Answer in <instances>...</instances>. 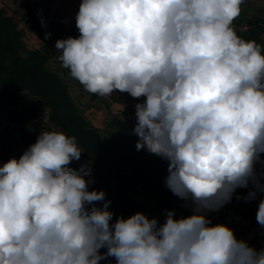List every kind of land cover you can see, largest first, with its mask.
Segmentation results:
<instances>
[{"label":"clouds","instance_id":"obj_1","mask_svg":"<svg viewBox=\"0 0 264 264\" xmlns=\"http://www.w3.org/2000/svg\"><path fill=\"white\" fill-rule=\"evenodd\" d=\"M243 3L81 0L80 35L55 42L62 67L96 96L146 98L136 150L168 161L166 187L192 214L113 222L106 193L89 190L90 164L69 167L83 152L76 137L42 131L0 166V264H264V248L207 215L239 188L252 185L246 202L264 193V50L232 27ZM256 221L264 227V199Z\"/></svg>","mask_w":264,"mask_h":264},{"label":"trees","instance_id":"obj_2","mask_svg":"<svg viewBox=\"0 0 264 264\" xmlns=\"http://www.w3.org/2000/svg\"><path fill=\"white\" fill-rule=\"evenodd\" d=\"M13 14L18 17L21 26L0 8V166L11 158L19 159L36 142L42 131L63 132L75 136L83 151L81 159L73 160L69 167L79 170L85 162L90 164L92 175L86 179H92L94 183L89 185V190L106 193L105 200L111 201L109 210L114 213L113 222L118 217L128 218L142 212L149 219L156 218L159 223H163L157 210L150 204L133 198L129 188L131 184L142 186L141 194L154 205L175 210L176 218L191 215L192 209L187 206V202L166 187L168 161L145 149L137 151V138L130 123L117 116H109L101 129L92 126L62 77L48 68V62L53 59L64 74L78 84L80 90H85L70 76L69 70L62 67L55 48L58 39L78 37V29L54 24L44 26L37 19L30 0H22ZM243 20L241 17L234 20L237 26L244 23L245 27L244 31L237 30L236 33L246 41L255 40L264 50V18ZM25 30L38 37L41 42L39 48L26 44ZM46 34L50 35L46 38ZM109 97L112 102L117 100L113 94ZM91 99L103 103L109 109L104 97L91 94ZM42 109L48 111V121L52 126L39 118L38 113ZM108 166L118 171L119 176L109 172ZM261 167L264 165L257 163L256 171ZM127 170L132 179L124 175ZM243 198L239 188L231 202L218 211L224 215L256 220V208ZM102 205L103 202H97L98 207ZM107 259L116 264L115 257Z\"/></svg>","mask_w":264,"mask_h":264},{"label":"crops","instance_id":"obj_3","mask_svg":"<svg viewBox=\"0 0 264 264\" xmlns=\"http://www.w3.org/2000/svg\"><path fill=\"white\" fill-rule=\"evenodd\" d=\"M21 1L22 0H0V8L5 10L6 15L12 16L14 20H17L18 17L14 16L13 12L17 9ZM80 3L81 0H30V4L34 8L37 19L41 21L44 26L54 24L67 28H76V15ZM45 11L48 13L46 14ZM24 41L31 42L34 44L35 48L41 46L38 37L27 30H25ZM113 95L117 99L114 102L111 101L109 96L104 97L106 99V105L109 108L108 110L103 103L96 102V106H90L86 109L84 116L92 126L98 129H101L109 116L112 115L119 117L123 121L129 122L132 128H134L136 124L135 105L137 103H142L146 98H133L128 93H121L118 90L113 93ZM131 102H133V105H131ZM136 138L138 140L137 136Z\"/></svg>","mask_w":264,"mask_h":264},{"label":"rangeland","instance_id":"obj_4","mask_svg":"<svg viewBox=\"0 0 264 264\" xmlns=\"http://www.w3.org/2000/svg\"><path fill=\"white\" fill-rule=\"evenodd\" d=\"M239 17L244 19L243 22L247 19L252 18V17L264 18V0H247V2L245 4L241 5V14L239 15ZM236 19H238V17ZM16 21H18V23L20 24L19 19H17ZM20 26H21V24H20ZM232 27L234 28L235 31H237V30L244 31L245 30L244 23L242 25L237 26L236 23L233 21ZM26 42H27L26 44H30L31 46H34V44H32L31 42H28V41H26ZM47 66H48V68L55 71L58 75H60L62 77L63 81L65 82V84L68 87L70 94L75 99V101H76L77 105L79 106L80 110L82 111V113H85L86 109H88L90 106H96L97 101L91 99V94L87 93V91H85L83 89L80 90L77 86L78 84L76 82H74L70 77L66 76L64 74V72L58 67L57 63L53 59H51L48 62ZM131 103H133V102H131ZM47 112L48 111L46 109H42L39 111L38 116L48 126H52V124L48 121ZM90 163H92V162H90ZM107 168H108L109 172H112L116 176H119L118 171L111 169L109 166ZM124 175L129 176L130 179L133 178L132 176H130L131 174L128 170L124 172ZM130 186L131 187H129V188H130V191H131L133 198L143 200L144 202L150 204L155 210H157L158 215L160 216V218H162V222L164 223L165 219H166V210H167L166 207L164 205H160V206L154 205L151 200H149L148 198L143 196L141 194L142 186H140L138 184L137 185L131 184ZM131 188H132V190H131ZM249 188H250V190H252L251 184L249 185ZM261 199H264V195H262V193H260V192H257L255 202L259 203V201ZM207 215L211 219L213 225H215V224H226L232 229H233L234 221L236 219H238L237 217H234L232 215H224L220 211L209 212ZM260 227H261V231L259 232V236H260V238L264 239V227H262L261 225H260ZM233 231H234V229H233ZM235 235L238 239H243V240L247 241L250 246L257 249L256 243L252 240V238L249 236V234L243 233L240 235V234L235 233ZM100 251L102 254H104L105 248H102ZM100 264H113V263L109 262L108 259H104V260L100 261Z\"/></svg>","mask_w":264,"mask_h":264},{"label":"built area","instance_id":"obj_5","mask_svg":"<svg viewBox=\"0 0 264 264\" xmlns=\"http://www.w3.org/2000/svg\"><path fill=\"white\" fill-rule=\"evenodd\" d=\"M133 105V103H131ZM264 158V157H262ZM257 173H264V167H261ZM261 183L262 179H261ZM240 190L242 191L243 196H247L248 192L250 190V188H240ZM262 195H264V193H262ZM252 206L254 208H256V210L258 209V204L255 202L254 200L250 201ZM233 229L234 232L236 234H243V233H247L249 234V236L252 238V240L256 243V247L257 249H261L264 248V239L260 238L259 236V232L261 231V227L260 225L257 223L256 220H246L245 218L239 216L238 219H236L233 223Z\"/></svg>","mask_w":264,"mask_h":264}]
</instances>
